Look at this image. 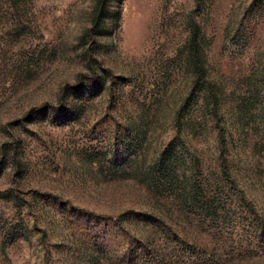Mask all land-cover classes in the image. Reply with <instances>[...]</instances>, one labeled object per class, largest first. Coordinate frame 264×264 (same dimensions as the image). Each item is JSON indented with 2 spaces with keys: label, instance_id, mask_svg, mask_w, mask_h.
Masks as SVG:
<instances>
[{
  "label": "rangeland",
  "instance_id": "1",
  "mask_svg": "<svg viewBox=\"0 0 264 264\" xmlns=\"http://www.w3.org/2000/svg\"><path fill=\"white\" fill-rule=\"evenodd\" d=\"M0 264H264V0H0Z\"/></svg>",
  "mask_w": 264,
  "mask_h": 264
}]
</instances>
